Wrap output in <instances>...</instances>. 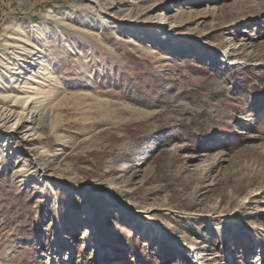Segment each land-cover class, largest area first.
I'll use <instances>...</instances> for the list:
<instances>
[{"label":"rangeland","instance_id":"obj_1","mask_svg":"<svg viewBox=\"0 0 264 264\" xmlns=\"http://www.w3.org/2000/svg\"><path fill=\"white\" fill-rule=\"evenodd\" d=\"M0 109V264H264V0H0Z\"/></svg>","mask_w":264,"mask_h":264},{"label":"bare ground","instance_id":"obj_2","mask_svg":"<svg viewBox=\"0 0 264 264\" xmlns=\"http://www.w3.org/2000/svg\"><path fill=\"white\" fill-rule=\"evenodd\" d=\"M234 63V62H233ZM232 63V64H233ZM0 117H1V121H3L5 124L6 123H10L11 121L15 120L17 117V114L14 110L9 109V110H2L0 109ZM21 117V116H20ZM18 118V117H17ZM140 214V217H148L147 215H145V212H138ZM191 249V248H190ZM192 250V249H191ZM194 250V249H193ZM194 252V251H193ZM192 258L194 260L195 264H202L199 261V258L196 254L192 255Z\"/></svg>","mask_w":264,"mask_h":264},{"label":"crops","instance_id":"obj_3","mask_svg":"<svg viewBox=\"0 0 264 264\" xmlns=\"http://www.w3.org/2000/svg\"><path fill=\"white\" fill-rule=\"evenodd\" d=\"M16 8H21L20 6H17ZM18 10H20V9H18Z\"/></svg>","mask_w":264,"mask_h":264}]
</instances>
